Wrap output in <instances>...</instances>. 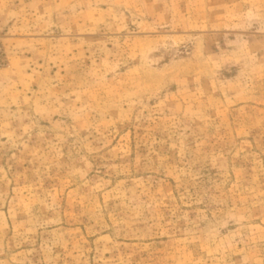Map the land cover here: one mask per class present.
<instances>
[{
	"label": "rangeland",
	"instance_id": "1",
	"mask_svg": "<svg viewBox=\"0 0 264 264\" xmlns=\"http://www.w3.org/2000/svg\"><path fill=\"white\" fill-rule=\"evenodd\" d=\"M0 264H264V0H0Z\"/></svg>",
	"mask_w": 264,
	"mask_h": 264
}]
</instances>
